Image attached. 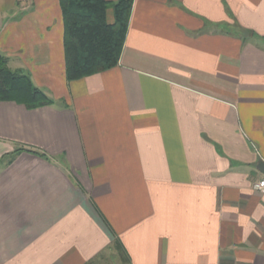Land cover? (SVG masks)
I'll return each mask as SVG.
<instances>
[{
	"label": "crops",
	"instance_id": "0c3cea01",
	"mask_svg": "<svg viewBox=\"0 0 264 264\" xmlns=\"http://www.w3.org/2000/svg\"><path fill=\"white\" fill-rule=\"evenodd\" d=\"M0 53L52 100H0V264H264V0H132L70 82L59 1L0 0Z\"/></svg>",
	"mask_w": 264,
	"mask_h": 264
},
{
	"label": "trees",
	"instance_id": "16d2710c",
	"mask_svg": "<svg viewBox=\"0 0 264 264\" xmlns=\"http://www.w3.org/2000/svg\"><path fill=\"white\" fill-rule=\"evenodd\" d=\"M63 21L65 78L79 80L117 66L123 48L132 0H58ZM112 10L113 23L106 13ZM0 100L27 109L52 104L29 77L9 69L0 53Z\"/></svg>",
	"mask_w": 264,
	"mask_h": 264
},
{
	"label": "rangeland",
	"instance_id": "374dc122",
	"mask_svg": "<svg viewBox=\"0 0 264 264\" xmlns=\"http://www.w3.org/2000/svg\"><path fill=\"white\" fill-rule=\"evenodd\" d=\"M112 12V10H110ZM110 12V13H111ZM92 264H125L120 252H105L99 258L95 259Z\"/></svg>",
	"mask_w": 264,
	"mask_h": 264
},
{
	"label": "built area",
	"instance_id": "2783aa9c",
	"mask_svg": "<svg viewBox=\"0 0 264 264\" xmlns=\"http://www.w3.org/2000/svg\"><path fill=\"white\" fill-rule=\"evenodd\" d=\"M253 189L257 192H264V180H261L254 184Z\"/></svg>",
	"mask_w": 264,
	"mask_h": 264
},
{
	"label": "water",
	"instance_id": "95a60500",
	"mask_svg": "<svg viewBox=\"0 0 264 264\" xmlns=\"http://www.w3.org/2000/svg\"><path fill=\"white\" fill-rule=\"evenodd\" d=\"M258 166H259L258 168L261 169V167H263L264 165L260 163Z\"/></svg>",
	"mask_w": 264,
	"mask_h": 264
}]
</instances>
